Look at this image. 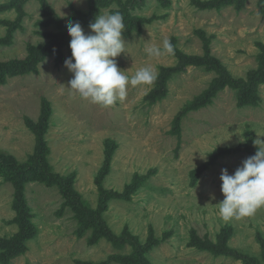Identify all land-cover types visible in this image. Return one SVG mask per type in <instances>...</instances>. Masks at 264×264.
<instances>
[{
	"label": "rangeland",
	"instance_id": "rangeland-1",
	"mask_svg": "<svg viewBox=\"0 0 264 264\" xmlns=\"http://www.w3.org/2000/svg\"><path fill=\"white\" fill-rule=\"evenodd\" d=\"M217 1L0 0L1 63L52 49L36 71L0 84V153L26 175L18 200L5 180L12 168L0 164V264H264V168L249 169L244 153L207 166L216 150L250 140L264 154V84L257 106H241L226 88L189 112L180 138L171 134L176 116L215 74L188 67L151 104L159 76L180 63L176 51L209 53L243 80L263 63L261 0L241 11L209 7ZM56 19L70 26L62 32ZM136 19L141 32L128 34ZM84 65L101 102L77 86ZM45 102L50 114L41 125ZM65 180L70 196L61 192ZM96 219L122 236L120 248L93 244L94 228L80 236L83 221L90 228ZM134 238L150 248L140 262Z\"/></svg>",
	"mask_w": 264,
	"mask_h": 264
},
{
	"label": "trees",
	"instance_id": "trees-1",
	"mask_svg": "<svg viewBox=\"0 0 264 264\" xmlns=\"http://www.w3.org/2000/svg\"><path fill=\"white\" fill-rule=\"evenodd\" d=\"M245 1L247 0H218L217 2H213L209 4L210 8H215L217 10H222L226 7H233L237 11H241L245 7ZM260 7H261V13L264 15V0L260 1ZM137 22L131 21L132 23H129L127 28V33H134L137 32L138 34L142 30V19H136ZM58 29L63 32L62 29L68 28L70 25L64 24L58 19L55 21ZM63 36V35H62ZM62 36L59 40H61ZM118 40V32L115 34L114 41H115V49H118L119 45L117 44ZM60 43V44H59ZM62 41L58 42V45L56 46L57 49H61L62 47ZM172 43H176V39L174 38L172 40ZM55 45L52 44L51 48H53ZM75 47V46H73ZM208 51V47H205ZM264 51V47L262 49ZM51 50L47 51H38L37 53H32L30 59L26 61H12L10 63H1L0 62V84L6 83V78L9 76H15L19 74H29L34 71H36V66L39 63L40 60H44L47 55L51 54ZM76 52V51H73ZM77 53V52H76ZM75 53V54H76ZM37 54V55H35ZM177 57H179L180 63L175 68L167 69L163 74H161L158 78L157 88L156 92L152 95L151 98V104H155L162 99L166 97L167 94V82L173 78L175 75H180L186 71L188 67L194 66L204 69L206 72L214 73L215 78L212 81V84L210 87L205 90L200 96H197L192 102H190L186 107L185 110L181 113H179L175 120H174V128L171 132L172 135H177L179 138L181 136V128L180 124L181 121L189 114L191 111H197L201 110L208 105L212 104L213 99L218 96L220 92L225 90L226 88H230L231 90L235 91L239 98V103L241 106H257L260 103V86L264 84V54L261 55L263 63H260L259 69L256 71H253L249 74L248 80L243 79H236L232 76V74L227 70V68L215 57H212L209 53H206L204 57H198V56H189L182 54L180 51H176ZM78 56V53L76 54ZM79 57V56H78ZM84 67H77L76 71L78 73V83L77 86L87 95H91L96 100L100 101L99 96L94 92L93 87L88 81L86 80V77L84 75ZM151 78H143V82L150 83ZM49 103L45 102L44 104V115H43V121L41 125L45 124L46 121L49 118ZM39 130V129H38ZM250 143L239 146L234 149H218L216 150L210 158L209 164L207 166H214L219 162L220 159H223L228 156H234L238 154H248L252 160H250L249 169L250 167L254 170V172H258L259 168H264V154L259 151L258 147L252 143V141H249ZM48 149L46 142L44 140V130L41 129L38 131V143H37V155L40 158H43L47 155ZM8 157L3 156L0 153V164L4 163L7 164V167L9 166L12 168V172L6 176H10L9 178L5 179L6 182H11L14 187L17 189L16 196L18 200L24 198V190H25V181H26V175L25 173L16 168V163L12 159H7ZM39 159V158H38ZM257 166V168H256ZM39 169H43V172L47 173L48 168H46L44 165H40ZM6 174V173H5ZM61 192L65 193V195H71V183L67 180H65V187H60ZM119 199H124L125 195L115 196ZM24 204V202H22ZM92 220L90 221V223ZM27 221L23 218L21 220L20 225L26 224ZM84 223V224H83ZM83 225L80 228V231L82 237L86 231H88L91 228H94L95 231V240L93 242L97 243L101 239H106L109 242H111L114 246L120 248V246L123 245L122 236H116L113 234V232L108 228L107 224L103 222L101 219H96V224L94 227L89 228V223L86 221V223L83 221ZM88 228V229H87ZM26 234L21 236L19 239L16 240L15 248L18 246H22L23 242L26 240ZM130 236V235H129ZM125 239V238H124ZM128 239H126L127 241ZM125 241V242H126ZM124 242V243H125ZM131 243V241H130ZM213 244V243H212ZM212 244L209 245V247H206V250L212 249ZM132 249H133V255L137 256L134 258L137 261L142 260V256L144 255V252H147L150 248L149 247H141L140 243L137 239L134 238V240L131 243ZM83 264H93V263H83ZM106 264V263H105ZM109 264V263H107Z\"/></svg>",
	"mask_w": 264,
	"mask_h": 264
}]
</instances>
